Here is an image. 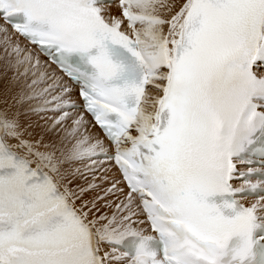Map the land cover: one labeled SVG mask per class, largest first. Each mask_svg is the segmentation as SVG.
<instances>
[{
	"label": "snow or ice",
	"instance_id": "snow-or-ice-1",
	"mask_svg": "<svg viewBox=\"0 0 264 264\" xmlns=\"http://www.w3.org/2000/svg\"><path fill=\"white\" fill-rule=\"evenodd\" d=\"M0 77V264H264V0H0Z\"/></svg>",
	"mask_w": 264,
	"mask_h": 264
},
{
	"label": "bare ground",
	"instance_id": "bare-ground-1",
	"mask_svg": "<svg viewBox=\"0 0 264 264\" xmlns=\"http://www.w3.org/2000/svg\"><path fill=\"white\" fill-rule=\"evenodd\" d=\"M10 75V74H9ZM4 87H5V82H4V79L2 77H0V100L3 99V92H4ZM3 105H0V107H2ZM86 119H90L88 117H86ZM32 120L34 121H38L40 123H43L42 120H40V117L39 116H33L32 117ZM89 128L91 130L92 133H98V128L97 127H94L93 124H90L89 125ZM85 198H90L89 194H85ZM113 200H115L116 198L115 197H112ZM102 211H107L106 209H102Z\"/></svg>",
	"mask_w": 264,
	"mask_h": 264
}]
</instances>
